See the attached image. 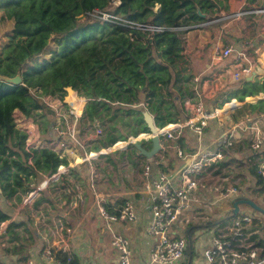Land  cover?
I'll list each match as a JSON object with an SVG mask.
<instances>
[{"label": "trees", "instance_id": "trees-1", "mask_svg": "<svg viewBox=\"0 0 264 264\" xmlns=\"http://www.w3.org/2000/svg\"><path fill=\"white\" fill-rule=\"evenodd\" d=\"M113 1L118 2L114 13L121 17L165 29L149 35L139 29H125L119 24L89 18L82 21L88 12L108 11ZM227 2L0 0L2 20L12 23L6 42L0 48V78L17 75L21 78L18 85H10L0 79L2 197L19 199L20 193L29 190L32 179L52 175L63 163L57 153L47 147L30 152L25 150L26 133L15 127L12 118L15 110L25 116L34 112L41 118L54 117V111L41 101L40 93H56L63 100L67 90L68 93L74 92L78 99L70 93L66 101L72 97L75 106L80 107L79 100L83 96L87 99L83 114L89 119L95 116L109 123L106 129L103 127L104 148L124 140L117 130L121 125L129 129V135L148 132L140 109L132 105L142 99L148 103L150 111H157L160 108L152 101L155 96L176 101L192 95L189 90L190 60L183 54L185 35L189 30L178 28H199L201 24L219 18V12L228 9ZM50 43L53 48H49ZM44 54L48 58L39 60ZM262 78L261 75L255 77L253 83L256 87L246 84L243 89L245 99L242 102L235 100L233 104H252L255 102L252 98L264 94ZM221 97L222 94L219 95ZM258 112L248 113L256 115ZM43 127L51 136L47 121ZM183 142L184 139L177 140L178 144ZM118 147L121 145L114 148ZM247 170L257 184H264L263 179L255 176V166H249ZM9 218V214L0 207V222ZM19 226L14 222L8 225L6 236L9 241L18 240L16 229ZM194 228L196 226H190V229Z\"/></svg>", "mask_w": 264, "mask_h": 264}, {"label": "built area", "instance_id": "built-area-1", "mask_svg": "<svg viewBox=\"0 0 264 264\" xmlns=\"http://www.w3.org/2000/svg\"><path fill=\"white\" fill-rule=\"evenodd\" d=\"M117 4V1H113L108 11L88 12L82 20L89 18L119 24L125 29H139L149 35L165 29L163 26L151 23L140 24L121 17L114 13ZM247 13L264 14V9L241 10L222 19L240 17ZM219 20L217 18L207 23ZM189 28L178 29L189 30ZM251 45V40L240 42L226 40L216 43L213 47L215 58L223 60L232 57L234 70L231 73V80L235 83L252 72V64L242 62L246 59V48ZM195 81H197L196 78ZM82 98L85 106L87 99ZM40 99L53 110L63 102L56 93H40ZM235 100L231 99L227 102L221 114L240 107L232 104ZM152 101L159 106V110L150 111L146 101L132 105L133 108L140 109L142 115L148 114L155 127L154 132L139 134L136 142H148L153 136H158L166 143L176 142L182 137L183 132L187 131L191 137L195 138L197 147L193 151L177 147L176 154L182 162L178 169L165 170L161 167V161L155 157L147 158L143 165V192L146 198L144 209L150 213V221L146 225L145 233L151 242L146 262L133 259L130 240L117 231L118 226L133 223L138 218L133 202L125 201L117 213H111L103 204H98L99 219L103 222L111 246L117 254L116 264H191L192 253H196L197 258L200 256L203 264H264V223L241 212V204L237 214H232L233 202L249 199L248 194H250L247 189H242L240 186L243 177L237 174L234 166L229 171L230 167L225 164L227 150L234 145L235 134H221L214 142L212 149L211 147L202 148V141L208 133L209 121L218 117L216 109L207 107L201 100V95L196 93L195 100L185 98L182 102L181 106L187 117L181 121L175 116L173 101L163 96H155ZM70 112L77 119L79 114L75 108ZM158 122L162 124L158 125ZM245 123L252 124V121L246 119ZM90 127L96 138L103 137L104 129L98 119L91 121ZM20 129L26 133L25 150L27 152L43 147L37 123L27 121ZM250 129L252 139L249 142L248 161L250 166H255V176L264 180V135L256 122H253ZM136 142H129L111 151L125 149ZM99 154L102 155L100 152ZM95 155L91 154L90 157ZM28 162L32 164L30 160ZM246 174L248 175L245 179L252 181L253 185L258 187L257 192L264 198V184H257L252 174L249 172ZM57 175L58 173L49 175L39 186L30 187L20 195L21 200L15 206V213L8 220L0 222V247H4L1 237L6 236L8 225L14 222L21 211L34 216V210L31 207L34 197L43 188V184ZM190 226H196V228L192 230ZM56 230L59 233L69 231L62 223L58 224ZM191 239L194 240L193 244ZM190 243L192 252H188ZM186 254L189 256L186 257ZM22 257L21 264H76L74 254L58 248L55 244L41 247L33 257Z\"/></svg>", "mask_w": 264, "mask_h": 264}, {"label": "crops", "instance_id": "crops-1", "mask_svg": "<svg viewBox=\"0 0 264 264\" xmlns=\"http://www.w3.org/2000/svg\"><path fill=\"white\" fill-rule=\"evenodd\" d=\"M227 5L228 9L219 12L218 19L220 20L216 22L224 31L230 27V19H226L227 22H225L226 20L222 18L241 10L264 9V0H228ZM254 14L256 13L249 14L248 17H253V20L248 23H253V27H255L258 20H263L259 30L264 33V15ZM207 24V22L203 23L199 28L209 29L215 25ZM244 39L251 40L252 45L246 48V59H243L242 62L244 64L251 63L253 69L249 76L243 78L251 79L255 75H261L262 81H264V35L260 36V41H262L259 48L256 47V42L252 38H243L242 40ZM232 40L227 41L231 42ZM213 47L214 45H212V49ZM256 48H258L257 51ZM249 54H251L250 57ZM224 60H219L213 55L212 63L207 67L208 73L206 71L205 74H197L191 71L189 90L192 95L187 98L195 100L196 93H198L207 107L216 109L218 112V117L209 121L208 133H206L201 147H211L212 149L214 142L221 134L234 133V145L227 150L228 161L226 159L225 164L230 167L228 168L230 171L232 166L235 170L236 164L245 163V172L247 173L246 170L250 166L248 148L250 139H252L250 128L253 123L246 124V119L238 123L230 116V113L236 109H241L245 103L221 114L224 105L231 99L238 101L242 99L240 98L241 94L235 89L232 91L224 88L222 76L228 74L230 82H233L231 80L233 70L226 67L228 64H225V67H220ZM230 62L232 61H229V65ZM257 67L261 68V73L255 71ZM223 88V92L220 93L222 97L219 98L217 93ZM261 95L264 94L261 93ZM184 100V98L176 101L171 100L175 105V116L181 121L187 117L181 106ZM141 101L144 100L141 99ZM70 102L71 99L69 102L63 100V104H59L55 110L51 109L55 114L51 122L45 120L46 118L42 119V121L48 122L51 136H48L41 129L43 128L42 121L37 122L39 130L41 129L38 133H40L42 146L56 152L63 163L55 172L58 175L43 184V188L34 197L31 203L34 216L21 211L14 220V223L20 224L16 229L18 240L9 241L7 236L1 237V241H4V247H0V262L2 264H21L22 256L33 257L41 247L55 244L58 248L74 254L76 264H116L117 254L111 246L103 222L99 219L97 206L99 203L103 204L109 212L117 213L124 202L129 200L135 205L138 218L133 223L118 226L117 231L130 240L133 259L141 260L144 263L148 258L151 243L145 233L146 225L150 221V213L144 209L146 198L143 192L142 178V168L147 158L134 146H127L125 149L114 151H111L114 146L104 148L102 144L105 136L96 138L90 127L91 121L97 120V118L93 116L89 119L82 113L84 105L78 112L80 107L77 108L76 106L75 108ZM72 104L74 105L73 102ZM220 105H222L221 108H219ZM73 108L79 114L77 119L70 112ZM260 109L264 111V108ZM99 121L103 127L107 123V120ZM256 125L260 128L258 124ZM115 126L117 127L118 124L115 123ZM185 137L188 139H184ZM180 139H184L183 144H178L177 141L171 143L161 141L162 149L155 158L161 161L165 170L178 169L182 165L181 159L176 154L177 147L187 151H193L197 147L195 138L191 137L188 132L184 133ZM131 140L137 141L136 137L131 138ZM146 143L148 145L144 147L150 149L151 143L149 141ZM117 144L125 146L128 141L127 143L119 141L115 146ZM169 148L172 149L170 154L166 151ZM109 151L111 152L108 153ZM165 151L168 153L167 156ZM91 154L96 155L90 157ZM48 177L45 174L32 179L29 182V188L39 186ZM20 200L21 196L19 199L13 198L5 200V202L6 205L16 206ZM7 213L11 218L15 213V207L11 213ZM59 223L64 224L69 231L59 233L56 230ZM3 250L9 253H5ZM191 255L193 257L194 253ZM195 255L197 256L196 253ZM197 259L203 264L200 256Z\"/></svg>", "mask_w": 264, "mask_h": 264}, {"label": "rangeland", "instance_id": "rangeland-1", "mask_svg": "<svg viewBox=\"0 0 264 264\" xmlns=\"http://www.w3.org/2000/svg\"><path fill=\"white\" fill-rule=\"evenodd\" d=\"M249 14L250 13H247L243 16L235 17V18L232 17L229 21L230 27H227L225 29V31L221 30L220 25L216 24V22L210 23L211 25H214V24L215 25L209 29H205V27H203V28H197V27L195 28V26L190 27L189 32L186 33V35H185V46H184L185 55L187 57H189V60H190V70L194 73H197V74H205L207 71V67L212 63V58L214 55L212 45H215L218 42L221 43V42H224L225 40H231V39H233V41L237 40L239 42L243 38H252L256 42V47H258V48L261 47V41L262 40L260 41V36L264 35V33H262L261 30H259V26L263 20H258L256 22V26L253 27V23H248V22H251V20H253V17L252 18L248 17ZM254 15H256V14H254ZM257 15H264V14H257ZM246 17H248V18H246ZM225 22H227V20ZM11 28H12V23L9 21L2 20L1 15H0V48L6 42L7 35L9 34ZM244 40H246V39H244ZM244 40H242V41H244ZM49 48H53L52 43H50ZM258 48H256V49H258ZM250 56H251V54H249V57ZM46 58H48V55L44 54L43 56H41L39 58V60H43ZM229 61H232V57H230L228 60L225 59L224 62L221 63L220 67H225V64H228V65H226V67L234 70V66L232 65V62H230V65H229ZM208 70H210V69H208ZM255 71L257 73H261L260 72L261 68L257 67ZM207 73H208V71H207ZM256 76L257 75H255L251 79L243 78L241 81L234 83V82H230L229 76H228V74H226V75L222 76V78H224V81H223V83L225 85L224 88L232 90V91L235 89L236 92L241 94L240 98H242V100L241 101L239 100V102H242L245 99V92L243 91V87L246 84H250L251 86L256 87L257 85L253 83V80L255 79ZM261 86L264 87V81L261 82ZM224 88L221 89L219 91V93H217L218 96L220 95L221 92H223L222 90H224ZM67 96H68V91L66 90V94L63 97V100L66 101ZM70 99H71L70 103H72L73 102L72 97H68L67 101L69 102ZM248 99H251V98H248ZM248 99H246V100H248ZM252 99L255 100V102H251L252 104H255L258 102L260 105L253 106L252 104H249V103H245V105H244V103H243L244 106L241 109L234 110L232 113H230V116L238 123H240L243 119H251L252 123L256 122V124H258L260 126V129L262 130L263 135H264V111L260 109V108H264L263 107L264 102H262V100H264V95L259 94L257 97L252 98ZM61 104H63V102ZM239 105L241 106L242 104H239ZM74 106H75V104H74ZM249 111H251V112L259 111V112L256 115H251L248 113ZM12 118H13V122L15 124V127L17 129H20L21 126L27 121H32L34 124H36L37 122L42 121V119H43L37 113L33 112L32 114L25 116L24 114H22L18 110H15L13 112ZM45 120H49V122H51L52 117L47 116ZM42 123L44 124L45 122L42 121ZM43 124H42V126H43ZM108 124L109 123L107 122L104 125L105 129L108 127ZM161 124H162L161 122H158V125H161ZM122 126L123 125H121L120 128H117V130H119L121 133L119 135H122V136H120V138H122L124 140H119V141H124L126 143L128 141V143H129L130 137L131 138L137 137L139 135V134L137 136L129 135V132H128L129 129L124 128ZM48 127H49V125H48ZM41 129H43V131H44V127ZM41 129L39 131H41ZM186 132L187 131H184L183 134ZM44 133H45V131H44ZM116 133H117V131H116ZM184 139H188V137H185ZM136 140H137V138H136ZM189 142H190V140H189ZM141 144L143 146L148 145L146 142L141 143ZM129 146H134V145L131 144ZM166 151L169 153V152H172V149L169 148V149H166ZM166 151H165V154L167 156L168 153ZM245 168H246L245 163H242V164L239 163V164H236V166H235V171L237 172V174H239L241 177H243V180L241 181L240 186L242 187V189L243 188L247 189L248 193L250 192V194H248L249 199L253 200L257 205H259L260 207H262L264 209V198L262 196H260V194L257 192L258 187H255L253 185L252 181H250L249 179L248 180L245 179V176L248 175L245 172ZM246 171L248 172V170H246ZM5 200L6 199H4L0 195V207L1 208L3 207L4 209H2V210H4L6 213L7 212L11 213L13 210V207H15V206L14 205H12V206L6 205ZM240 211L247 214V215L253 216L257 220L264 223V214L253 210L249 206H247L245 204H241L240 205ZM193 235H194V231H193ZM193 242H194V240L191 239L192 244H193ZM191 243L189 244L188 252L193 251ZM186 257H188L187 254H186ZM191 264H201L199 262V260L197 259V256L195 255V253L192 257V263Z\"/></svg>", "mask_w": 264, "mask_h": 264}, {"label": "water", "instance_id": "water-1", "mask_svg": "<svg viewBox=\"0 0 264 264\" xmlns=\"http://www.w3.org/2000/svg\"><path fill=\"white\" fill-rule=\"evenodd\" d=\"M0 79L3 82L8 83L10 85H18L21 83L20 75H17L13 78H0ZM143 118H144V122H145V125H146L148 131L154 132L155 127L153 125V122H152L150 116L148 114L144 113ZM149 142L151 143L150 149L145 148L141 143H137V142L133 143V145L143 156H145L146 158H152V157H155L157 155V153L162 149L161 139L158 136H153ZM239 204H245V205L249 206L250 208H252L253 210L264 214V209L262 207H260L259 205H257L253 200L242 199V200H236L233 202V210H232L233 215L237 214Z\"/></svg>", "mask_w": 264, "mask_h": 264}, {"label": "bare ground", "instance_id": "bare-ground-1", "mask_svg": "<svg viewBox=\"0 0 264 264\" xmlns=\"http://www.w3.org/2000/svg\"><path fill=\"white\" fill-rule=\"evenodd\" d=\"M70 93H72L78 99V96L72 91L68 93V96H69ZM79 101L81 102V106H82L83 105V98H81ZM72 106H74V105L72 104ZM81 106H80V110H81ZM74 107L76 108V106H74ZM77 108H79V107H77ZM78 112H80L79 109H78ZM129 140H130L129 141L130 143L136 142L135 140H131V139H129ZM114 147H115V145H114Z\"/></svg>", "mask_w": 264, "mask_h": 264}]
</instances>
